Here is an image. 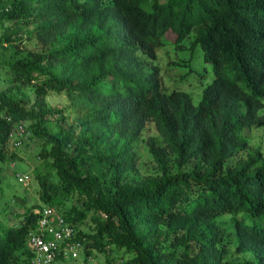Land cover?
Masks as SVG:
<instances>
[{"label": "trees", "instance_id": "trees-1", "mask_svg": "<svg viewBox=\"0 0 264 264\" xmlns=\"http://www.w3.org/2000/svg\"><path fill=\"white\" fill-rule=\"evenodd\" d=\"M0 32V55L43 49L0 60V163L17 159L20 125L47 145L39 204L0 222V264H30L44 207L84 264H264V157H238L243 130L264 124V0H0ZM48 93L75 95L79 130L45 131L63 115ZM147 124L160 141L144 177L133 146Z\"/></svg>", "mask_w": 264, "mask_h": 264}, {"label": "rangeland", "instance_id": "rangeland-1", "mask_svg": "<svg viewBox=\"0 0 264 264\" xmlns=\"http://www.w3.org/2000/svg\"><path fill=\"white\" fill-rule=\"evenodd\" d=\"M1 34V32H0ZM23 35V33H21ZM43 49L39 44L26 45L24 48H19L16 50L9 49L2 52L0 55V60L12 61L16 58L25 57L28 54H35L36 52L42 51ZM161 67L167 68L168 59L165 57L164 53L160 54ZM196 65V64H195ZM168 66V65H167ZM166 76L170 79V87H172L175 70L164 71ZM4 73L0 71V79L4 78ZM6 78V77H5ZM192 81L188 88L190 92H193L194 100L193 104L197 105L201 92L198 89V85ZM24 94L32 99L33 93L32 88H25L23 90ZM46 103L49 108L62 111L63 115H55L51 121L44 124L45 131L49 134H57L61 129L66 130L69 127L76 128L79 130L77 118L79 116V110L77 107V100L75 95H70L67 93H48L46 96ZM65 119V123L61 124L60 118ZM20 128L24 131V135L17 137L19 144L14 148L17 159L11 163H0V222L5 225H15L18 223L19 219L16 215H21L27 210L28 206H32L38 202V197L36 194L37 183L35 180V173H43L47 171L46 167L43 166V161L41 159L40 152L41 148H46L47 145L42 142H38L37 139L32 137V134L27 131L25 124L20 125ZM241 136L246 143V149L239 153V158H246L248 156L255 155L259 152L264 157V124L253 126L249 129H244ZM151 138H155L157 142L160 140L157 138V133L155 128L147 124L140 135L139 139L135 142L133 146V151L135 154L136 164L138 166L140 176H151L156 173L154 163L148 152V141ZM47 162L51 161V158H47ZM17 176L24 177L28 180V184L19 183ZM69 204H67V208ZM88 220V219H87ZM230 218H227L226 223L230 224ZM89 226V222L86 221L80 227L81 231L87 234H91L92 230ZM224 235L228 238L231 237L230 231H226ZM112 257L119 256L115 252L111 253ZM95 255V253H93ZM82 255L74 260H68L65 262H56L54 264H84ZM95 260L104 261L103 256H95ZM92 261L93 256L89 257ZM88 264H93L88 262Z\"/></svg>", "mask_w": 264, "mask_h": 264}, {"label": "built area", "instance_id": "built-area-1", "mask_svg": "<svg viewBox=\"0 0 264 264\" xmlns=\"http://www.w3.org/2000/svg\"><path fill=\"white\" fill-rule=\"evenodd\" d=\"M24 131L18 127L10 134V142L16 147L17 137L23 136ZM19 183L28 184L24 177L17 176ZM38 216V231L29 237V250L32 253L30 264H53L57 260L68 261L78 258L80 243L72 242L73 228L67 224L53 208L44 207L34 210Z\"/></svg>", "mask_w": 264, "mask_h": 264}]
</instances>
